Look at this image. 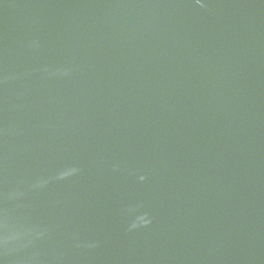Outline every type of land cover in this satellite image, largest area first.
<instances>
[{
  "label": "water",
  "instance_id": "1",
  "mask_svg": "<svg viewBox=\"0 0 264 264\" xmlns=\"http://www.w3.org/2000/svg\"><path fill=\"white\" fill-rule=\"evenodd\" d=\"M0 264H264V0H0Z\"/></svg>",
  "mask_w": 264,
  "mask_h": 264
}]
</instances>
